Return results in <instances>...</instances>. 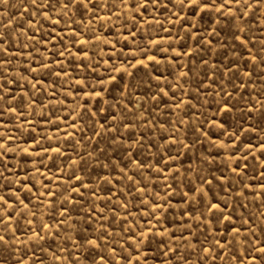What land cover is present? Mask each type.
<instances>
[{"label": "rangeland", "instance_id": "rangeland-1", "mask_svg": "<svg viewBox=\"0 0 264 264\" xmlns=\"http://www.w3.org/2000/svg\"><path fill=\"white\" fill-rule=\"evenodd\" d=\"M88 2L0 0V264H90L112 248L110 264H237L264 236V63L249 56L264 3L224 0L221 15L160 0L137 15ZM201 187L235 225L254 222L238 242L214 245L232 241L226 221L198 226Z\"/></svg>", "mask_w": 264, "mask_h": 264}, {"label": "snow or ice", "instance_id": "snow-or-ice-1", "mask_svg": "<svg viewBox=\"0 0 264 264\" xmlns=\"http://www.w3.org/2000/svg\"><path fill=\"white\" fill-rule=\"evenodd\" d=\"M32 2H33V4H36V0H32ZM168 2H171V0H168ZM177 2L179 3L181 11H183L187 7H190V8H192L193 11H199V10L212 11V10H215L217 12H220V10L225 7L224 0H219V3H217L216 0H186V2H185V0H177ZM150 3L154 6H159L160 0H126V7H128L130 10L135 11L136 14L139 15L141 7H143L144 10L147 11L148 5ZM236 3H240V0H236ZM262 3H264V0H254V4L257 6L262 4ZM57 5H58L57 10L63 11L64 9H67L69 12L72 11V9L69 7L70 5L74 6L77 9H80V8L88 9L89 8L88 0H57ZM106 6L107 5H102L101 7H106ZM251 6L252 5H249V7H251ZM47 7L49 9H51L52 5L48 4ZM92 7L94 8V7H96V5L93 4ZM220 14L222 15L223 13L220 12ZM2 37H3V33H0V38H2ZM85 43H86V41H85ZM249 56H250V61H255L259 57V60L262 63H264V47L259 49L255 55L249 53ZM146 58L151 59V60H155L154 56L153 57H147L146 56ZM140 63L143 64V61H140ZM233 67H236L238 69L239 66H238V64H236L234 62ZM120 70L121 69L119 67H114V69H113L114 72H119ZM243 75L250 76L251 72H244ZM111 79L114 80L115 76H112ZM81 83H83V81H81ZM163 94L166 95V93H163ZM95 95L98 97H102L103 92L102 91H95ZM225 95L228 96L229 93L225 92ZM193 98H195V97H193ZM180 99L182 100V98H180ZM178 104H179V101H178ZM222 107L225 111H228L230 109L229 101L225 100L223 102ZM112 127H113V130L119 131L118 129L115 128V122L113 123ZM121 127L131 130V123L130 122L129 123H122ZM4 139L7 140V138H4ZM137 143L141 144L142 141L140 139H138ZM4 148H5V151L9 150L6 146V144L4 145ZM55 151L60 152L61 150L59 148H56ZM3 156H4V152H0V157H3ZM131 162L134 163L137 167L142 166L140 164V161H138V160H133ZM160 172L162 173L163 169H160ZM73 178H75V177H73ZM125 178L131 179V177H127V176ZM204 183L205 184H211V181L205 180ZM80 186L81 187L84 186L82 182H81ZM69 190L72 192H78L79 188L70 186ZM48 194L55 197V194L51 192V189L48 190ZM196 194L200 195L202 202L204 200H207L206 191L203 187H201L199 189H193V196H195ZM12 195H15V193H13ZM10 199H12L11 195H8V196L0 195V202H3V204L0 205V207H4V208L9 207L8 200H10ZM188 199H189L188 195L185 194V202H187ZM194 202L195 201L193 200V203ZM17 203H20V201H17ZM48 203L51 204L53 202L48 201ZM164 203H167V200H165ZM149 207H151V205ZM223 207H226V203L223 199L215 200V202L213 200H207V202L204 203L203 212L201 213V216L198 218V226H199V223L203 222V220L206 219L209 215L211 216V219L207 220V223L209 225H211L213 223V221L216 222L217 226H219V224L221 222H224V221L227 222L226 227H228L230 229L229 235L232 236V241H229L228 236L223 237L224 244H221L219 240L213 241L214 245L220 249H224L226 247V245H228L230 243L234 244L235 242H238L239 236L241 234V228H243L245 230V232H248L251 229V224L254 223V222H245V223L239 224V226L235 225L233 223L232 216L231 215H225V213L223 211ZM159 210L164 211L163 205L160 206ZM89 211L91 212V209ZM217 213H219L218 217H217ZM187 214L189 217H191V215H192L191 212H188ZM4 215L7 216V213H5ZM151 215L153 218H155L156 214H155V212H152ZM158 223H159V221H158ZM45 227H47V225H45ZM145 231L148 233V235L146 237L147 243L150 244L152 237L155 236V233L152 232L151 227L147 228ZM259 231L264 233V223L261 224ZM34 235L39 236V233H35ZM245 240L246 241L250 240L251 243L248 245V247H246L244 249V251L247 252V255L242 256L241 259L237 261V264H264V236L259 237V238L255 237V236H248L245 238ZM0 241L7 243L6 236L0 234ZM105 242L106 241L104 240V237L101 236V237H96V238H92V239H85L83 241V244L80 246L81 247H88V248H100L101 245ZM141 245H145V239H141L135 246L140 247ZM202 250L207 251L209 253L211 252L210 248L209 249H202ZM115 251H116L115 248L110 249V252L107 254L108 260H106L105 254L97 253L96 256L90 257V264H110V262L113 260V257L111 254L115 253ZM169 251H173V250L169 249ZM237 251H239V249H237ZM218 255H219V253H218ZM76 264H79L78 259L76 261ZM128 264H131V258L128 259ZM137 264H140V262L137 261Z\"/></svg>", "mask_w": 264, "mask_h": 264}]
</instances>
